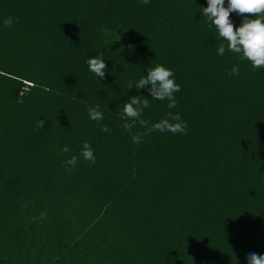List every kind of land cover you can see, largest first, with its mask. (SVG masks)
I'll list each match as a JSON object with an SVG mask.
<instances>
[{"label":"trees","instance_id":"16d2710c","mask_svg":"<svg viewBox=\"0 0 264 264\" xmlns=\"http://www.w3.org/2000/svg\"><path fill=\"white\" fill-rule=\"evenodd\" d=\"M204 7L0 0V264H247L264 254V68L217 55ZM100 52L102 80L85 63ZM156 64L174 72L177 106L152 100L142 118L179 113L186 134L133 144L119 109L151 99L127 82ZM233 66L239 76L227 75ZM96 105L110 132L88 117ZM85 141L96 163L66 172Z\"/></svg>","mask_w":264,"mask_h":264},{"label":"clouds","instance_id":"9594fccd","mask_svg":"<svg viewBox=\"0 0 264 264\" xmlns=\"http://www.w3.org/2000/svg\"><path fill=\"white\" fill-rule=\"evenodd\" d=\"M146 2V0H142ZM207 7L202 8L201 15L205 18L208 26L215 30V39L220 41L217 47V55L223 56L225 52L236 55L239 60L246 61L251 65V71L255 72L264 68V0H206ZM236 13L241 16V23L237 27L230 20V14ZM13 18L7 17L3 24L12 27ZM86 66L95 78L102 80L105 76L107 65L104 62L102 52L94 58H88ZM228 76H239V67L233 66L227 73ZM133 89L145 90L151 99L143 95L130 96L119 109L120 119L124 121L121 128L131 136L133 144H140L145 137L151 136L153 132L171 133L173 135L186 134L187 123L182 120L179 113L168 112L158 122L151 123L142 118L145 109L150 107V101H167L168 109L177 106L175 93L179 92L180 85L174 79V72L161 64L146 69V75H142L137 81L127 82V92ZM99 105L88 107V117L101 127V131L110 132L107 125H101L104 119L103 112L99 111ZM44 120H38L37 130L41 131ZM140 129L133 131L134 129ZM61 153L70 152L68 146L61 148ZM89 165L96 163V156L90 144L85 141L80 149L79 155L73 154L64 161L65 171L71 172L75 169L80 159ZM27 207V204L22 205ZM46 212H41L39 219L45 220ZM36 220L37 217H32ZM247 264H264V254L251 252L247 256Z\"/></svg>","mask_w":264,"mask_h":264}]
</instances>
